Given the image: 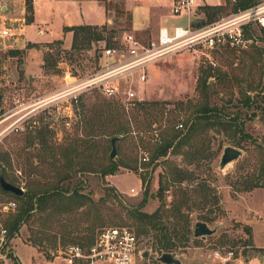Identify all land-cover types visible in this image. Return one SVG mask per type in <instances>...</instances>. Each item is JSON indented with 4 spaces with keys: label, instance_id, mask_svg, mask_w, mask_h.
Masks as SVG:
<instances>
[{
    "label": "rangeland",
    "instance_id": "1",
    "mask_svg": "<svg viewBox=\"0 0 264 264\" xmlns=\"http://www.w3.org/2000/svg\"><path fill=\"white\" fill-rule=\"evenodd\" d=\"M218 1L196 0V4H215ZM225 3L223 0L222 5ZM102 4L107 10L108 28L118 39L113 44L116 48H123L125 32L137 34L144 43L155 35L157 21L137 28L133 26L146 16V6H161V14H165L161 23L169 29L175 24L186 23L184 14L170 13L169 0H127V6L125 1L107 4L102 0H66L54 8L55 16L45 20L59 25L67 15L72 19L99 21L103 16ZM201 7H197L193 16L192 31L196 29V21L202 23L205 20ZM29 14L26 10V20ZM221 14L228 16L230 7ZM211 22L204 21L203 25ZM246 33L253 38L249 48L238 50L224 46L211 52L216 65L205 64L201 53L187 46L133 68L129 73L130 81L122 76V88L130 87L135 92L131 100L163 101L160 105L164 107L162 113L154 109L152 116L146 117L138 110L137 120L134 107L129 105L124 110L121 106L127 100L125 91L106 95L97 85L65 91L117 62L118 55L109 61L105 54L98 57L105 40H92L89 44L71 48L63 39L51 44L25 42L28 33L22 31L23 48L17 47L22 41L7 40V45L0 44L1 166L12 182L24 191H42L52 186L56 189L54 197L45 202V207L34 209L7 243L3 241L2 220L13 214L21 201L0 191V264L13 263L12 257L7 256L8 252L16 255L21 264H67L62 258L65 245L87 241L102 226L124 224L137 233L140 226L133 220L127 206L136 205L142 198L143 185L139 173L149 180V192L152 194L156 192L160 179L164 181L167 205L175 185L168 176L167 182L163 176L164 157L157 159L158 164L152 169V164L147 165L148 159L143 160L142 154L146 152L150 158L154 137H166L174 130L180 132L183 142L170 149L165 158L186 175L181 181L183 186H194L200 182L209 194L205 205L198 202L202 201L201 196L193 194L190 207L184 209L190 214L192 229L200 216L207 217V223L216 227L206 237L199 236L176 247L175 255L184 264H221L214 256V250L232 248L245 259H253L258 248L252 246L250 226L226 209L227 204L247 191L242 189L244 180L254 177L263 180L264 186V176L259 170L264 158V62L258 60L254 52L263 44L264 26L251 22ZM105 34L110 36L109 31ZM27 53L32 64L29 76L23 68ZM127 57L125 54L121 58ZM203 67L211 70L209 81L214 82L216 78L218 82L209 94L210 103L231 117L227 121L231 125L226 130L217 126L204 128L202 125L195 126V130L186 129V121L193 117V109L204 102L195 88ZM142 69L146 75L144 80L139 78ZM246 95L252 97L248 106L243 104ZM96 116L101 127L113 117L126 122L134 130L116 141L117 151L113 158L109 156L111 142L105 132L97 131L95 140L79 141L80 137L85 139L83 134L87 131L88 118ZM235 120H243V130L250 134L249 137L235 130ZM227 144L240 148L242 153L220 168L219 158ZM109 159L122 160L128 166L119 165L114 173L103 175L102 169ZM135 165L136 170L133 168ZM109 185L116 187L119 197L105 195V187ZM131 187L137 193H131ZM74 188L81 194L77 200L71 195ZM213 194H217L218 203H214ZM9 200L16 202L15 207L2 210L1 204ZM159 203L158 197L149 196L142 209L152 212ZM257 205L259 207V201ZM165 219L172 220L171 216ZM152 231L138 234L140 253L137 264H162L155 258L159 253L152 247ZM143 252L147 254L141 256ZM253 262L261 264L257 259Z\"/></svg>",
    "mask_w": 264,
    "mask_h": 264
},
{
    "label": "trees",
    "instance_id": "2",
    "mask_svg": "<svg viewBox=\"0 0 264 264\" xmlns=\"http://www.w3.org/2000/svg\"><path fill=\"white\" fill-rule=\"evenodd\" d=\"M262 0H235L231 2L230 0H226L224 5H204L201 7L202 12L205 16V20H202V23L209 21H217L222 17L221 12L230 7V13L236 12L238 10H243L256 3H259ZM26 10L29 11V15L27 16V22L32 21V1L25 0ZM65 30H72V40H71V48H77L82 44H89L92 40H105L104 47L113 46L116 38V35H113V30L108 28L107 23L102 24H76L72 26H64ZM263 29V28H262ZM109 31L110 36H107L105 32ZM52 42H62V39H54L53 41L47 42L46 44H51ZM103 48H100L98 57H101V53ZM258 60H263L264 62V40L263 44L260 47H256L255 51ZM210 69L207 67H203L201 69V73L197 77L196 82V90L203 96L204 102L199 104L196 108L193 109V117L186 122L188 123L186 129L195 130L199 125L204 126V128L215 127L222 130H226L231 124L228 118H231L225 113L219 106L216 104H211L209 101V94L215 88L218 82L215 78L214 82H210L209 78L211 76ZM246 91V90H245ZM244 92V91H243ZM252 99L249 95H246V99L243 104L248 106L249 100ZM163 101L158 100H129L127 102H122L121 106L125 110L126 107L130 105V107H134L137 111L134 116L137 120L138 110H141L146 114V117L152 116L153 110H158V113H162L164 110L163 106H160ZM107 105V103H105ZM155 111V110H154ZM152 117L151 119H153ZM116 119V120H115ZM100 119L96 116L94 118H88L87 131L85 134V139L80 137V142H88L95 140L94 136L97 135V131L99 133H106L108 135V139L113 135H120L119 140H122L126 137L129 132H133L134 130L130 129V127L126 124V122L120 121L117 118H113L107 120V123L103 127L100 126ZM99 122V123H98ZM235 130L240 132L242 136L249 137L250 134L244 131V122L243 120H235ZM150 124V123H149ZM182 124V123H181ZM196 126V127H195ZM167 135V134H166ZM88 137V139H86ZM189 138V137H188ZM187 138V140H188ZM154 142L151 143V151L150 158L148 156L147 165L152 164V169L158 164V160L160 157H164L163 162L166 163L164 165L165 170L163 172V176L166 177V182L172 181L175 183L172 187V198L170 199L169 205L165 202V194L164 191L166 189V184L164 181L160 179L159 186L154 194L149 192V180H146L145 175H141L139 173V177L142 181L143 185V195L140 201L136 205L127 206V210L132 216L133 220L140 227L138 228V232L135 234L139 238V233L144 232L148 233L150 231L153 232L154 241L152 243L153 249L156 253H162L164 251L172 252L176 254L175 248L179 245H182L184 242L189 241L190 239H197V237L193 236L192 229V221L190 218L189 212L185 211V207H190L189 202L191 201L192 195L195 194L197 196H201L202 201H198L201 204L205 205L206 202L209 201V194L207 191L205 192V188L202 183L197 182L194 186H183L181 181L186 177L182 169L172 164L171 161L165 158V155L170 149H174L175 147L182 144L183 140L181 138V134L178 131H170L168 136H156L154 137ZM148 142V141H146ZM1 162V161H0ZM2 163V162H1ZM119 165L128 166L122 160L117 161L116 159H109L108 163L105 165L104 169H102V174L106 175L108 173L112 174L115 172ZM136 165L133 167L136 170ZM6 169L4 167H0V171H2L4 177L12 182L13 180L8 177ZM260 172L264 176V158L262 159L260 165ZM148 170L146 171V173ZM168 176V180H167ZM171 177V178H170ZM264 179V177H262ZM13 183V182H12ZM178 183V184H177ZM243 188L244 190H250L256 186H263V180L259 181L258 179L252 177L249 180H244ZM46 188L42 191H24L21 195L14 194L11 191H7L1 188L0 191L6 193L18 200L21 201L20 205L17 207V210L3 219L2 223L5 231L4 242L7 243L12 237H14L21 224L26 222V220L31 216L34 209L44 208L45 202L48 201V198L54 197L53 195L56 193V189ZM53 188V189H51ZM72 196H76L74 199L77 200L81 194L78 192V189L74 188L71 192ZM105 195L108 197H119L120 194L115 186L109 185L105 187ZM149 196H155L160 199V203L158 206L152 211L148 212L143 210L142 207L146 204ZM214 203H218L217 194H213ZM196 201V200H195ZM51 202H53L51 200ZM195 203V202H194ZM197 204V202H196ZM172 220L166 221L165 218L170 217ZM197 220L208 221L209 219L204 216H200ZM121 225V224H116ZM96 234V233H95ZM95 234L88 239L87 241H83L81 243H89L94 239ZM7 256H11L13 259L12 264H21L19 258L16 255H13L8 252Z\"/></svg>",
    "mask_w": 264,
    "mask_h": 264
},
{
    "label": "built area",
    "instance_id": "3",
    "mask_svg": "<svg viewBox=\"0 0 264 264\" xmlns=\"http://www.w3.org/2000/svg\"><path fill=\"white\" fill-rule=\"evenodd\" d=\"M18 0H0V44L7 45V40L13 42L21 39V32L26 22V4L21 0L22 7L17 15L7 14L9 5ZM111 4L123 0H102ZM234 2L235 0H230ZM170 13L173 15L184 14L188 18L186 25L176 24L169 29L162 26L157 34L144 43L134 33L125 32L122 36L123 48L108 46L101 54L109 57L119 56V59L112 66L99 71L88 78L83 79L76 85L67 88L65 91H78L80 88L97 85L106 95L120 93L119 86L111 82L120 73L132 70L137 66H143L146 62L155 57H161L174 49L191 47L198 50L203 57L205 64L216 65L211 52L217 48L228 46L238 50L250 47L253 38L246 33L247 25L257 22L264 26V0L243 10L231 12L226 17L209 24L196 21V29L191 30V24L195 21L193 16L197 10L196 0H169ZM127 58H121L124 55ZM139 78H146L145 70L139 73ZM126 102L131 100L135 92L128 87L125 91ZM182 124L180 123V126ZM142 159L147 160L148 155L143 152ZM131 193H137L133 187ZM16 205L14 200L1 204V209L7 211ZM2 229V232H5ZM140 253L139 239L133 229L128 225H107L102 226L95 234L94 239L89 243H70L65 245L62 258L67 264H137V255ZM214 256L221 264L234 263L240 256L232 248L225 250L215 249ZM243 264H255L251 260H242Z\"/></svg>",
    "mask_w": 264,
    "mask_h": 264
},
{
    "label": "crops",
    "instance_id": "4",
    "mask_svg": "<svg viewBox=\"0 0 264 264\" xmlns=\"http://www.w3.org/2000/svg\"><path fill=\"white\" fill-rule=\"evenodd\" d=\"M32 1V21L25 22L23 26V32L27 31L28 38L24 41L30 42H50L54 39H63L64 43L71 44L72 40V30H65L64 26H72L76 24H102L108 21L107 10L104 4L103 5V16L99 21H90V20H79L69 18L67 15L62 18L63 21L59 23V25H52V21H46V17L55 16L56 10L55 7H59L66 0H31ZM127 4V0H123ZM139 0H133V2H138ZM263 1V0H262ZM223 0H219L215 4H198V7L204 5H221ZM22 3L21 0L17 2L11 3L9 5V11L7 14L17 15L18 10L21 9ZM128 8V7H127ZM146 16L143 20H140L138 24L133 25L134 28L149 25L150 21H157L158 25L156 27L155 35L160 27L166 26L161 23L162 17L165 15L161 14L163 8L161 6H146ZM188 18L186 16V23L179 25H186L188 23ZM176 25V24H175ZM56 26V27H54ZM174 26V25H173ZM135 34V33H134ZM137 35V34H136ZM20 40V39H19ZM17 40V43L22 41V44L17 47L23 48L25 43L21 39ZM102 57V56H101ZM108 61L113 57L106 56ZM30 58L28 57V53L24 58L23 68L24 72L30 75L31 69ZM131 70L124 71L120 73L115 78H112L110 81L116 83L119 86L120 93L122 91H126L121 86V77H125L128 81L131 80V74L129 75ZM91 87V86H89ZM80 90V89H79ZM141 181V179H140ZM258 201L260 205L258 207ZM227 211L234 216L236 219H241L246 224H248L251 228V242L252 246L258 248V252L253 256V259L246 258V260H260L261 264H264V186H256L250 190H247L245 193L241 194L238 199L232 200L231 203L226 205ZM14 238V237H12ZM239 257L234 263L231 264H243L242 260L245 257L239 253Z\"/></svg>",
    "mask_w": 264,
    "mask_h": 264
},
{
    "label": "water",
    "instance_id": "5",
    "mask_svg": "<svg viewBox=\"0 0 264 264\" xmlns=\"http://www.w3.org/2000/svg\"><path fill=\"white\" fill-rule=\"evenodd\" d=\"M2 95L0 94V99ZM120 135H113L110 138L111 142V149L109 151V156L113 158L116 155V141L120 138ZM242 153L241 149L234 146L227 144L223 147L222 153L219 158V167L223 168L227 163L235 160L238 156ZM0 162V167H1ZM0 186L2 189L11 191L14 194L21 195L24 192V189L21 186H18L9 180H7L2 171H0ZM216 230V227H211L206 221L204 220H196L193 224V236L195 237H206V235L213 233ZM147 252H143L141 256H145ZM156 260L161 262L162 264H184V262L175 254L169 251H164L158 254Z\"/></svg>",
    "mask_w": 264,
    "mask_h": 264
}]
</instances>
